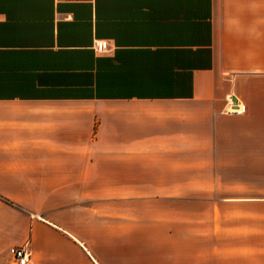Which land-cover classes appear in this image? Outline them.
I'll list each match as a JSON object with an SVG mask.
<instances>
[{"label":"crops","instance_id":"0c3cea01","mask_svg":"<svg viewBox=\"0 0 264 264\" xmlns=\"http://www.w3.org/2000/svg\"><path fill=\"white\" fill-rule=\"evenodd\" d=\"M0 195L30 264H264V0H0Z\"/></svg>","mask_w":264,"mask_h":264},{"label":"rangeland","instance_id":"374dc122","mask_svg":"<svg viewBox=\"0 0 264 264\" xmlns=\"http://www.w3.org/2000/svg\"><path fill=\"white\" fill-rule=\"evenodd\" d=\"M93 105V104H92ZM230 109V105H228L227 109ZM230 114H234L229 112ZM125 155L128 152H124ZM132 153V152H131ZM136 153V152H135ZM140 153V155L142 156V152H137L136 154ZM130 154V153H129ZM122 155L120 152V156H119V167H118V173H119V184L122 185H127L130 184L131 186H134V188L137 189H142L143 187V182H142V178L143 176H146V172L147 170H145V168L142 165V161L139 162H135L133 166H128L127 165V159L126 156ZM184 155L187 156V158L190 157V153H185ZM132 158V157H130ZM160 170H158V167L156 166H152L151 168L149 167V175L150 176H155L160 174L159 173ZM132 175L136 176V179H134L132 177ZM148 175V176H149ZM128 178H132V179H128ZM152 186L154 185L153 183L151 184ZM1 196V195H0ZM3 197V196H1ZM162 201H170V200H163ZM12 201V200H11ZM126 200L123 199H119V203H120V223H124L126 222V219H123L121 214H132V206H128L129 208L127 209V206L125 204ZM142 199H136L135 200V205H134V210L136 211V209L139 206V202L141 203ZM13 202V201H12ZM152 204H157L159 203V199L156 198H152ZM16 205V204H15ZM11 205L7 204L3 199L0 198V264H12L11 263V258L9 256V246H4V234H3V229L5 227V223H6V213L5 210L3 208H9ZM11 207H15V206H11ZM137 216V215H136ZM136 222H140V220L137 218ZM125 231V228L120 229V233H123Z\"/></svg>","mask_w":264,"mask_h":264},{"label":"built area","instance_id":"2783aa9c","mask_svg":"<svg viewBox=\"0 0 264 264\" xmlns=\"http://www.w3.org/2000/svg\"><path fill=\"white\" fill-rule=\"evenodd\" d=\"M229 105L230 109L226 110L228 113L243 114L245 112V105L238 100ZM8 251L12 264H30L32 252L28 245L11 246Z\"/></svg>","mask_w":264,"mask_h":264},{"label":"trees","instance_id":"16d2710c","mask_svg":"<svg viewBox=\"0 0 264 264\" xmlns=\"http://www.w3.org/2000/svg\"><path fill=\"white\" fill-rule=\"evenodd\" d=\"M0 198L3 199L7 204H9V205H11V206H15V203L12 202L11 200H9V199H7V198H4V197H1V196H0Z\"/></svg>","mask_w":264,"mask_h":264}]
</instances>
